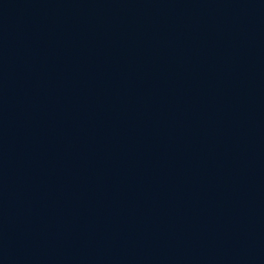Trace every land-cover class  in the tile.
<instances>
[{
    "label": "water",
    "instance_id": "water-1",
    "mask_svg": "<svg viewBox=\"0 0 264 264\" xmlns=\"http://www.w3.org/2000/svg\"><path fill=\"white\" fill-rule=\"evenodd\" d=\"M0 264H264V0H0Z\"/></svg>",
    "mask_w": 264,
    "mask_h": 264
}]
</instances>
